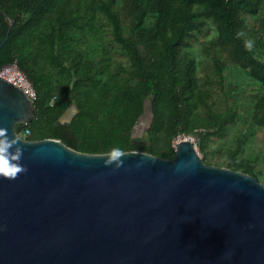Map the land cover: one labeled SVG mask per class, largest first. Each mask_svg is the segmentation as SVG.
Returning a JSON list of instances; mask_svg holds the SVG:
<instances>
[{"label":"trees","instance_id":"obj_1","mask_svg":"<svg viewBox=\"0 0 264 264\" xmlns=\"http://www.w3.org/2000/svg\"><path fill=\"white\" fill-rule=\"evenodd\" d=\"M11 21L0 68L16 64L36 91L35 119L19 131L31 130L27 140L173 159L177 138L200 132L208 154L207 142L224 137L236 113L214 108L194 44L222 87L231 66L261 83L251 119L264 128V0H0V44ZM246 144L242 134L235 147L209 152L260 181L258 159H240Z\"/></svg>","mask_w":264,"mask_h":264},{"label":"water","instance_id":"obj_2","mask_svg":"<svg viewBox=\"0 0 264 264\" xmlns=\"http://www.w3.org/2000/svg\"><path fill=\"white\" fill-rule=\"evenodd\" d=\"M34 119L33 101L0 77V127L21 140L26 168L0 176V264H264L254 176L205 163L189 138L173 159L130 151L117 168L106 154L21 138Z\"/></svg>","mask_w":264,"mask_h":264},{"label":"rangeland","instance_id":"obj_3","mask_svg":"<svg viewBox=\"0 0 264 264\" xmlns=\"http://www.w3.org/2000/svg\"><path fill=\"white\" fill-rule=\"evenodd\" d=\"M209 36L215 35V29L209 27ZM204 38L202 39V41ZM115 45L114 43H111ZM192 55L199 63L198 76L200 83L206 85L207 88L213 93L214 108L225 111L229 108H234L236 118L234 122L230 123L228 131L224 137H213L207 144L210 149L226 150L236 146L237 141L241 138L242 134L247 137V144L245 145V152L240 159H258V170L264 172V128L257 127L252 119L253 100L252 97L255 93L260 91L261 83L251 77L246 70H241L235 66H231L225 70V84L224 87L219 83L213 64L208 60L200 50L198 44H194L191 48ZM115 60L125 61V57L121 54L115 55ZM76 113V106L67 112L64 116V121L71 120ZM201 133L197 132L192 136H179L176 142H180L185 138H189L200 157L205 163L227 168V161L219 155H212L209 151L208 154H202L200 147ZM174 143V148H175ZM260 181L264 183V174L260 176Z\"/></svg>","mask_w":264,"mask_h":264},{"label":"clouds","instance_id":"obj_4","mask_svg":"<svg viewBox=\"0 0 264 264\" xmlns=\"http://www.w3.org/2000/svg\"><path fill=\"white\" fill-rule=\"evenodd\" d=\"M18 137H10L8 129L0 127V176L14 179L23 171L25 166L21 163L24 149L20 146ZM15 145V148L13 146ZM126 155L123 148L119 146L112 147L106 154L105 164L111 165L115 162V167L119 168L124 164L121 159Z\"/></svg>","mask_w":264,"mask_h":264},{"label":"built area","instance_id":"obj_5","mask_svg":"<svg viewBox=\"0 0 264 264\" xmlns=\"http://www.w3.org/2000/svg\"><path fill=\"white\" fill-rule=\"evenodd\" d=\"M0 77L21 88L33 102L36 100V91L16 64H12L10 67L3 69L0 72ZM18 135L26 140L31 135V130L25 128L23 131L18 132Z\"/></svg>","mask_w":264,"mask_h":264}]
</instances>
